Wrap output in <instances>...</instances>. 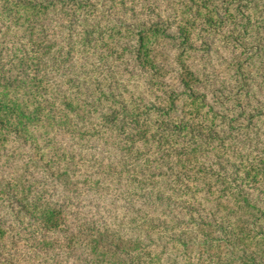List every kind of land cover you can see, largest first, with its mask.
Instances as JSON below:
<instances>
[{"label": "trees", "instance_id": "trees-1", "mask_svg": "<svg viewBox=\"0 0 264 264\" xmlns=\"http://www.w3.org/2000/svg\"><path fill=\"white\" fill-rule=\"evenodd\" d=\"M0 165V264H264V0H0ZM100 173L115 221L79 215Z\"/></svg>", "mask_w": 264, "mask_h": 264}, {"label": "rangeland", "instance_id": "rangeland-1", "mask_svg": "<svg viewBox=\"0 0 264 264\" xmlns=\"http://www.w3.org/2000/svg\"><path fill=\"white\" fill-rule=\"evenodd\" d=\"M115 9V6L113 7ZM115 11V10H113ZM115 14V13H114ZM131 17H134L135 15L132 14L130 11ZM118 19L117 14H115V20ZM130 19V18H129ZM203 61L199 60V64L205 65L203 67V70L205 73L207 72H215L216 76L219 79L221 76L218 74L219 64L222 61V55L218 49V47H214L212 51L206 55H203L202 57ZM66 71L61 73L62 76H66L67 72H70V66L66 65ZM218 68L217 70H215ZM209 77V76H208ZM58 81V80H57ZM228 81V80H227ZM64 144L68 147L77 146V141L75 139H71L70 137H65ZM91 149L95 152L96 156L99 159H113L115 160V149H111L109 144H106L104 142L99 143V139L92 140ZM99 141V142H98ZM27 152V150H26ZM118 156V155H117ZM116 156V157H117ZM138 163H133L131 167H138ZM7 168V167H6ZM8 170H11V168H7ZM7 170V171H8ZM5 170V166L0 165V187L4 188L3 180L8 177L10 172H7ZM108 173H100V174H91L93 181H96V184L93 185L91 188L85 189L83 195L80 197V211L79 215L84 217H99L100 219H103L105 221L111 220L115 221V213L120 212L119 209L122 208L125 210L126 204L120 200L118 196L115 195V175L112 176H106ZM130 177L122 176L119 178V187L127 183V180ZM30 199V197H29ZM13 203L14 207L16 208L17 205L14 202H5L4 205L6 207L3 208V211L6 210L9 211V207L11 209V204ZM123 211L120 212V214ZM9 213L12 214L10 211ZM7 213H1L0 216H6L9 221L11 214ZM3 220V218H0ZM11 223L9 225H14V228L11 232H8L7 237L4 239L2 243H0V261L5 260L8 258H12L15 262L16 259L25 261V259L30 258L32 256L31 249L27 247L24 243V245H21V242H23V233L28 235L27 229L23 226L16 224L18 223V220L16 217L11 216ZM8 224V223H7ZM26 225V223H24ZM23 224V225H24ZM64 251V250H61ZM78 252L72 251L70 255L62 254L60 255L61 260L68 261L66 264H70L72 259L78 255Z\"/></svg>", "mask_w": 264, "mask_h": 264}]
</instances>
